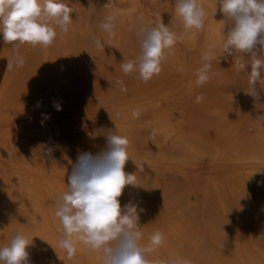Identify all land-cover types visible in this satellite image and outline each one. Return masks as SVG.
<instances>
[{
    "label": "bare ground",
    "instance_id": "1",
    "mask_svg": "<svg viewBox=\"0 0 264 264\" xmlns=\"http://www.w3.org/2000/svg\"><path fill=\"white\" fill-rule=\"evenodd\" d=\"M104 1L114 6L121 0ZM135 2L130 0L127 13L141 22L145 18L132 11ZM200 3L209 15L203 43L194 29L185 31L176 13L179 24L175 32L182 39L168 51L161 73L147 83L139 79L138 73L125 75L121 69L123 60L136 59L141 52L140 42L132 43L130 31L121 25L116 26L115 36L108 37L102 30L94 36L89 30H79L80 24L71 23L66 34L56 29L58 35L47 48L8 44L0 34V56L6 58V68L17 53L25 60L23 67L14 64L12 71L5 68L0 83L3 119L53 110L57 103L71 105L78 114L75 97L87 100L106 90L123 94L117 79L123 80L124 86L138 83L148 87L162 80L170 86L168 94L156 92L140 101H135L132 93V100L123 108L105 115L92 137L86 136L81 122L71 123L64 133L69 134L76 151L69 156V163L56 164L52 179L31 175L30 158L49 153V148V154L59 152L62 145L31 139L26 132L13 134L9 126L0 131V247L22 233L32 242L27 248L29 264H103L102 253L82 243L77 244L76 257L67 258L59 247L63 230L55 211L58 198L68 190L71 165L78 154L89 152L95 156L104 152L107 136L118 134L128 138V148L141 147L153 156L142 158L137 168L125 164L124 171L136 175L138 186H126L118 198L122 208L131 201L138 205V212L143 209L139 219L142 245L148 243L152 232L164 234V242L151 259L264 264V140L255 133L245 136L240 125L243 121L229 113L228 104L227 108L219 104L214 91L219 69H211L209 81L196 91V70L204 62L203 54L214 50L215 57L224 58L222 42L230 27L215 0ZM93 37L101 39L104 50L95 46ZM188 45L196 48V61L188 62ZM46 58L56 65L52 77L39 69ZM180 68L182 71H178ZM182 77L186 80L183 90L178 96L172 94ZM85 80L90 85L83 89ZM43 83L51 85L46 96H41ZM200 94L203 101L197 103ZM45 131L37 125L29 132L36 137ZM59 132L51 127L48 134ZM159 160L163 161L162 167ZM47 197L54 199V205L46 207ZM33 219L37 223H32Z\"/></svg>",
    "mask_w": 264,
    "mask_h": 264
},
{
    "label": "clouds",
    "instance_id": "2",
    "mask_svg": "<svg viewBox=\"0 0 264 264\" xmlns=\"http://www.w3.org/2000/svg\"><path fill=\"white\" fill-rule=\"evenodd\" d=\"M216 6L228 19L229 30L222 42L225 58L234 57L237 70L250 65L248 94L258 98L255 84L264 76V0H215ZM217 10V7H216ZM215 10V12H216ZM73 9L64 0H0V34L5 43L31 44L42 48L51 46L58 33L66 34L73 22ZM176 13L183 20L185 31L202 30L205 26V9L200 0H177ZM98 27L108 37L115 36L116 16L107 15ZM141 52L136 59L123 60L121 69L125 75L138 73L147 83L162 71V63L170 49L182 39L162 20L155 26L144 24L139 29ZM98 49L104 50L101 39L93 37ZM259 45V48H258ZM247 56L248 59H243ZM214 50L204 53V63L196 70V84L205 85L210 79ZM23 67L25 60L18 53L8 61L6 71L13 66ZM182 71V68L178 69ZM116 84L126 92L123 80ZM203 101V94L196 102ZM39 106V103L38 105ZM60 110V105H54ZM137 112H133L136 116ZM260 118L264 120V115ZM152 135H155L153 130ZM129 140L125 136H107V149L93 156L89 152L78 154L77 161L68 176V190L58 198L55 216L59 219L63 235L59 247L68 259L77 255V244L82 243L91 251L102 253L103 264H192L191 260L175 258L170 261L151 259L150 256L164 242V234L156 230L142 245L143 233L139 230L140 209L133 202L121 207L118 199L126 186H138L135 174L124 171L128 158ZM49 148L48 152L51 153ZM32 223H37L36 219ZM32 242L17 233L7 246L0 247V264H29L28 246Z\"/></svg>",
    "mask_w": 264,
    "mask_h": 264
},
{
    "label": "rangeland",
    "instance_id": "3",
    "mask_svg": "<svg viewBox=\"0 0 264 264\" xmlns=\"http://www.w3.org/2000/svg\"><path fill=\"white\" fill-rule=\"evenodd\" d=\"M64 2L73 9V13L71 14L73 20L72 24L77 26L80 24L81 26L79 25L78 27L79 30H89L91 35L94 36L97 35L98 31H101L98 25L107 15H115L116 26L121 25L130 31L129 39L132 43L140 42L139 29L144 24L150 26L156 25L162 20V22L173 31H175L179 24V19L176 16L177 0H134L135 6H137L132 8V11L135 12L134 14L139 13V15L141 14L145 18V20L141 22L135 21V17L127 13L129 11L130 0H121L114 6L108 5L104 0H64ZM208 17L209 15H205L204 23L208 22ZM205 31V27L202 30L194 29L193 31V33L198 36L201 43H203ZM225 39L226 36L224 37V40ZM1 46L0 44V53H2ZM195 49L194 46L188 45V49L186 50L188 62L196 61ZM259 54L260 56L258 58L264 60V52H260ZM241 55L240 53H234L233 57L229 56L227 59L225 57H216L211 62L212 69H219L218 79L214 83V91L217 100H219V104L225 108H227L226 104H228L227 109L229 113L236 117L238 116L240 122L243 121L240 125L245 136L251 137L256 134L255 137L259 136L257 138H260L261 136L262 138L260 139L264 140V120L260 118L261 115H264V76L255 84L258 98L248 94L250 88L248 75L251 71L250 65L246 66L243 71H240L237 70L234 62V57ZM243 59L247 60L248 57L243 56ZM5 68L6 58L0 56V83ZM39 69L42 71L46 70L49 76L52 77L53 72L56 71V65L53 64L51 58H46L39 66ZM82 84L83 89H85V87L90 85V81L85 80ZM178 84V89L172 92V94L177 96L180 95L181 90H183L186 80L182 77L178 80ZM127 85H130L128 86L129 90L120 95H114V91L106 90L97 92L87 100L75 97V105L79 109L78 114L75 113L71 105L62 104L59 111L56 109L49 110L50 108H48V110L39 114H17L9 119L0 118V131L9 126L13 134L26 132L31 139H36L43 143L46 142L50 145H62L59 152L52 154L43 153L30 158V161L33 163V169L29 171L31 175L36 177L42 175L52 179L54 178L56 164H59L60 161L69 163V156L76 151L75 145L71 138H69V134H66L71 123L75 121L81 122L86 136L88 138L92 137L105 115L109 113L110 110L123 108L124 104L132 100V93L135 94V101H140V99H146L156 92L168 94L170 87L169 83L165 80L153 82L148 87H141L138 83L135 85L127 83ZM201 88L202 87L197 86L196 91H200ZM50 92V83H43L41 96H46ZM16 96L18 100L22 99L19 97L20 95ZM37 125L46 128V131L44 135L42 134L34 137L29 131L35 129ZM51 127H56V130L61 132L49 135L48 131ZM128 150L129 160L126 163L132 168H137L142 158L150 156L147 154L146 150L141 147H129ZM159 161L162 167L163 161ZM74 164L75 163H72L71 166L73 167ZM128 196L129 198L132 197L131 194H128ZM54 203V199L47 197L45 201L46 207L52 206Z\"/></svg>",
    "mask_w": 264,
    "mask_h": 264
}]
</instances>
